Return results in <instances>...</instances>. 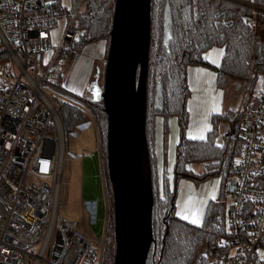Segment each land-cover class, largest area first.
I'll use <instances>...</instances> for the list:
<instances>
[{
    "label": "built area",
    "instance_id": "obj_1",
    "mask_svg": "<svg viewBox=\"0 0 264 264\" xmlns=\"http://www.w3.org/2000/svg\"><path fill=\"white\" fill-rule=\"evenodd\" d=\"M84 3L0 0V43L8 53L0 64V264H98L99 248L103 254L106 221L93 239L58 211L66 149L62 107H80L98 130L89 105L64 95L57 83L75 57L82 33L73 22ZM69 19L60 31V21ZM252 90L237 124L241 163L224 184L221 264H264L263 77Z\"/></svg>",
    "mask_w": 264,
    "mask_h": 264
},
{
    "label": "trees",
    "instance_id": "obj_2",
    "mask_svg": "<svg viewBox=\"0 0 264 264\" xmlns=\"http://www.w3.org/2000/svg\"><path fill=\"white\" fill-rule=\"evenodd\" d=\"M239 1L242 3L235 0H151L145 135L153 193V241L146 264H221L227 253L219 244L225 230L223 200L208 203L199 226L176 215V201L181 179L200 184L219 178L222 190L227 178L238 170L236 161L243 148L237 126L239 114L234 129L222 136L223 143H219L216 127L205 140L188 139L191 91L187 70L190 65L211 66L203 60L202 53L219 46L224 49L221 65L217 68L220 87L242 86L249 95L257 78H264V0ZM115 5L116 0H85L78 15L82 29L78 49L99 41H105L109 48ZM168 10L171 14L169 24ZM7 59L8 53L0 43V64ZM73 96L86 102L97 117L103 139L102 158L104 164H108V116L100 92L98 96ZM60 116L66 136L76 125L88 121L83 109L70 104L62 107ZM158 117L163 118L164 132L169 130L170 117H176L178 123L179 138L171 176L167 172L160 175L158 169L155 145ZM195 162L202 164L201 173L190 170L189 165ZM109 184L112 189L110 179ZM109 200L112 211L113 195ZM110 216L111 240L105 250L108 257L105 264H114L116 255L112 213Z\"/></svg>",
    "mask_w": 264,
    "mask_h": 264
},
{
    "label": "water",
    "instance_id": "obj_3",
    "mask_svg": "<svg viewBox=\"0 0 264 264\" xmlns=\"http://www.w3.org/2000/svg\"><path fill=\"white\" fill-rule=\"evenodd\" d=\"M167 24L171 14L166 12ZM151 0H116L104 85L114 264H146L153 241L152 180L145 135Z\"/></svg>",
    "mask_w": 264,
    "mask_h": 264
},
{
    "label": "rangeland",
    "instance_id": "obj_4",
    "mask_svg": "<svg viewBox=\"0 0 264 264\" xmlns=\"http://www.w3.org/2000/svg\"><path fill=\"white\" fill-rule=\"evenodd\" d=\"M51 1H58L59 4L67 8L78 5L77 0H74V5L72 4V0ZM235 1L238 3L241 2L239 0ZM66 23L69 24L70 19L67 22L65 20L60 21L58 29L60 31L64 30ZM79 24V17L75 18L73 25L78 28L79 33H82V29ZM103 44V41H99L88 44L83 49H76L75 57L69 60V62L62 68L59 79L57 80L59 88L64 91V95L75 94L79 96H95L98 91V87H103L104 72L107 62V55L104 51H102ZM222 88L224 91L223 100L225 104V114L223 115L225 116L217 117L215 121L216 123H219V121L222 120L221 127L224 126L223 131L226 135L234 129V125L237 122V115L240 113L241 108L245 103L248 92H245L242 86H238L236 88L227 86ZM64 95L61 93H54V96L61 100L66 99ZM95 118L97 121L96 116ZM89 120L90 118H88V121L83 122V124L76 125L66 136V149L62 163L61 185L58 195V211L59 215L64 220L76 222L78 224V228L81 231L86 232L89 237L93 239L97 238L96 229L99 227V224L101 226V224L106 221V234L103 242L102 257L100 255L101 248H99L98 251V264H105L108 259L105 254V249L108 247V243L111 240L110 230H108L110 228L109 222L111 221L110 215L111 213L113 215V210H110L112 201L109 200V198L110 195L112 197L113 194L109 184L108 164H104L102 158L103 139L100 126L97 121V130V127H95V121L92 122ZM167 126L168 128L170 127L169 123ZM222 136L219 138V143H223L225 141ZM98 140H100V146H98ZM189 167L190 170L196 174L202 172V164L198 162L192 163ZM164 172L166 171H163L161 168L160 175ZM209 181L212 185H217V181H219L217 185V190L219 189V192L216 199H220L221 201L223 200L225 220L227 200L224 194V186L221 190V180L219 179H209ZM89 196L91 197L89 198ZM102 206H104V215H101ZM205 211L206 209L203 212L204 215ZM176 215L178 216L177 210ZM204 215L201 218L202 221L204 219ZM98 220H100V222Z\"/></svg>",
    "mask_w": 264,
    "mask_h": 264
},
{
    "label": "crops",
    "instance_id": "obj_5",
    "mask_svg": "<svg viewBox=\"0 0 264 264\" xmlns=\"http://www.w3.org/2000/svg\"><path fill=\"white\" fill-rule=\"evenodd\" d=\"M103 43L102 51L106 54L107 43L105 41H103ZM223 56L224 49L219 46H213L202 53L203 60L211 66L190 65L188 67L187 79L191 91V95L188 100V139H190V133L194 135L195 130L203 127L205 122L211 129L210 131L216 127L219 132V138L224 134V126L221 127L222 120L219 121V123H216L215 121L217 117L225 114V104L223 100L224 91L218 84L217 71V68L221 65ZM168 123L170 126L169 130L164 132L163 118H157L155 145L159 172L161 173L162 168L163 171H166L171 176L175 161V149L179 138V130L176 117H170ZM210 131L206 130L204 132L205 139ZM194 141L202 140L195 139ZM213 179L216 180L219 178ZM217 185H212L209 180L196 184L190 179H182L177 188L176 210L178 213L183 212V214L187 215L189 218L183 219L181 215L178 216H180L183 220L190 222L195 218L191 215L192 212L195 211L197 212V215H199V204L201 201L205 202L203 206L204 212L208 203L217 198L219 192V189L217 190ZM212 195H215V199H212ZM90 197L91 196H89V198ZM201 221L202 220L200 219V222ZM100 228V225L97 229L95 227L97 237L100 235Z\"/></svg>",
    "mask_w": 264,
    "mask_h": 264
},
{
    "label": "snow or ice",
    "instance_id": "obj_6",
    "mask_svg": "<svg viewBox=\"0 0 264 264\" xmlns=\"http://www.w3.org/2000/svg\"><path fill=\"white\" fill-rule=\"evenodd\" d=\"M222 54V53H221ZM96 95L98 96L99 95V92L97 91L96 92ZM210 131L211 129L207 126L206 122L204 123L203 127L201 128H198L195 130V134H191L189 135V138L190 139H200V140H204L205 139V135H204V132L205 131ZM219 147H223V145H218ZM236 163L239 165L241 163V161L237 160ZM257 173H253V175H256ZM219 183V181H217V184ZM212 199H215V195H212ZM204 201H201L200 204H199V215H197V212H192L191 215L193 217H195L194 219H192L190 222L193 223V224H196L197 226H199L200 224V219L202 218L203 216V206H204ZM178 215H181V217L183 219H188L189 217L187 215H184L183 212L181 213H178Z\"/></svg>",
    "mask_w": 264,
    "mask_h": 264
},
{
    "label": "bare ground",
    "instance_id": "obj_7",
    "mask_svg": "<svg viewBox=\"0 0 264 264\" xmlns=\"http://www.w3.org/2000/svg\"><path fill=\"white\" fill-rule=\"evenodd\" d=\"M226 120H227V119H226ZM66 145H67V144H66ZM237 160H238V159H237ZM103 210H104V206H102V214H101V215H104V211H103ZM101 215H100V216H101ZM99 219H100V218H99ZM98 221L100 222V220H98ZM99 225H100V224H99ZM223 231H224V230H223ZM112 234H114V233H112ZM108 245H109V244H108ZM216 246H217V245H216ZM217 247H218V246H217ZM105 250H106V249H105ZM105 254H106V253H105ZM102 260H103V259H102ZM111 260H112V259H111Z\"/></svg>",
    "mask_w": 264,
    "mask_h": 264
},
{
    "label": "flooded vegetation",
    "instance_id": "obj_8",
    "mask_svg": "<svg viewBox=\"0 0 264 264\" xmlns=\"http://www.w3.org/2000/svg\"><path fill=\"white\" fill-rule=\"evenodd\" d=\"M216 200V199H215Z\"/></svg>",
    "mask_w": 264,
    "mask_h": 264
}]
</instances>
